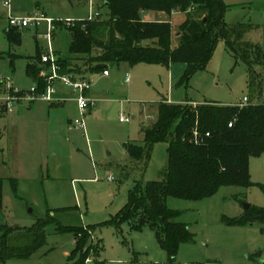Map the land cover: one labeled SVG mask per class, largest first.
Masks as SVG:
<instances>
[{
  "label": "rangeland",
  "instance_id": "374dc122",
  "mask_svg": "<svg viewBox=\"0 0 264 264\" xmlns=\"http://www.w3.org/2000/svg\"><path fill=\"white\" fill-rule=\"evenodd\" d=\"M92 1L94 10L106 18L102 0ZM221 1L226 7L224 23L228 28L241 26V40L231 50L220 39L205 68L180 86L182 64L113 65L107 68L109 76L101 77L100 71H90L94 63L85 66L90 57L68 53L69 32L63 27L54 29L51 50L70 60L73 68L91 72L86 77L93 81L91 98L95 103L85 116L84 135L68 125L69 120L80 117L73 103L50 106L37 101L29 108L26 102H17L11 112L3 111L10 89L31 88L27 66L35 64L37 54L48 53V43L43 36L46 24L41 23L37 29L21 30L20 43L11 44L2 4L7 2L11 16L17 19L36 15L53 21H85L88 0H0V226L29 229L48 215L57 221L46 227V244L30 259L0 264H73L79 256L75 236L57 232L58 225L88 230L92 251L86 264H264V223L228 224L244 218L246 204L251 206L249 215L264 210V153L249 160L252 187H221L199 201L166 200L167 209L177 214L174 221L186 226L192 236L191 243L178 246L173 263L168 262L160 243L161 228L140 225L136 218L118 219L130 193L136 190L142 195L145 184L159 180L166 165V143L154 145L145 169L130 162L124 147L142 142L141 130L156 121L160 103L235 106L244 97L249 103L256 101L248 87V67L238 56V44L264 56V0ZM144 19L169 20L170 48L179 46L178 30L185 14L170 18L151 14ZM107 33H103L104 42ZM254 71L264 81L262 61ZM261 101L264 103V87ZM120 117L130 122L120 123ZM11 179L17 183L16 193Z\"/></svg>",
  "mask_w": 264,
  "mask_h": 264
},
{
  "label": "trees",
  "instance_id": "16d2710c",
  "mask_svg": "<svg viewBox=\"0 0 264 264\" xmlns=\"http://www.w3.org/2000/svg\"><path fill=\"white\" fill-rule=\"evenodd\" d=\"M106 18L100 16L93 21H74L66 27L55 22V29L65 28L70 35L68 53L71 56L90 57L85 66L91 72H103L109 66L144 63L153 65L182 64L184 66L178 86L185 84L197 71L210 61L216 43L223 39L226 46L234 50L239 43L241 26L228 28L224 23L226 7L221 0H102ZM185 14L179 26L180 44L170 48V21L148 22L144 15ZM107 31L106 42L102 41ZM6 36L11 44H19L21 30L8 29ZM237 53V52H236ZM61 74L83 76L87 73L80 67L73 68L68 59L56 55ZM238 56L249 71L248 87L256 101L242 107L204 103L197 106L160 103L157 119L148 129L142 130L140 144L130 142L125 151L133 165L146 168L154 145L167 144L166 165L160 179L145 184L142 195L132 191L129 201L118 215L121 221L138 219L140 225L148 224L161 228L160 243L167 253L168 262L175 261L176 250L181 243H191L192 236L186 226L176 223V212L166 207L168 198L199 201L213 196L221 187L254 186L249 180V160L264 153V103L262 92L264 81L254 67L264 63L247 45L238 44ZM41 55L28 65L26 73L41 93L44 80L39 78L42 69ZM231 124V127H229ZM16 181L10 180L13 193ZM3 179H0V210ZM264 191V187H262ZM64 211V210H58ZM244 218L233 219L231 226L264 223V210ZM117 220V217H116ZM57 223L54 217L39 219L29 229H11L0 226V263L8 260H28L45 244L46 227ZM60 233H72L79 256L73 264H86L91 254V236L83 227L59 226Z\"/></svg>",
  "mask_w": 264,
  "mask_h": 264
},
{
  "label": "built area",
  "instance_id": "2783aa9c",
  "mask_svg": "<svg viewBox=\"0 0 264 264\" xmlns=\"http://www.w3.org/2000/svg\"><path fill=\"white\" fill-rule=\"evenodd\" d=\"M2 7L6 9L8 26L12 29L23 30L29 27L38 28L41 23L46 24V32L44 33V39L48 43V53L42 54L40 61L42 69L39 73V78L44 80L45 87L44 90L39 93L37 90V85L35 84L28 92H22L19 90H9V94L5 100L6 110L11 112L12 105L17 102L33 103L37 101H42L49 104L62 103L64 99L58 97V85H62L64 88L71 90L74 94V100L77 104V109L80 117L74 119L70 126L74 132H85V116L89 109L94 106V101L88 95L93 86V81L79 75H67L61 74V67L57 62V58L54 52L50 48V41L52 38V32L55 29V22L51 19L38 18L36 15L26 19H17L11 16L10 5L7 2L2 4ZM90 12L85 21L90 22L96 20L100 14L93 11L92 0H90ZM80 21V20H79ZM62 22V21H60ZM74 20L63 21L66 27L71 26ZM109 72L107 70L102 72V76L107 77ZM129 77H125V83H128ZM248 104V98H242L238 106L242 107ZM120 123H129V118L120 117ZM231 127V124H229ZM113 179V178H112Z\"/></svg>",
  "mask_w": 264,
  "mask_h": 264
},
{
  "label": "crops",
  "instance_id": "0c3cea01",
  "mask_svg": "<svg viewBox=\"0 0 264 264\" xmlns=\"http://www.w3.org/2000/svg\"><path fill=\"white\" fill-rule=\"evenodd\" d=\"M92 4H93V1H92ZM89 5H90V0H88V3H87V6H88V11L90 12V7H89ZM94 7V6H93ZM92 7V8H93ZM6 10V9H5ZM11 12V11H10ZM89 12H88V15H89ZM6 14H7V12H6ZM72 20H74V19H72ZM55 54V53H54ZM42 55V54H41ZM184 69V68H183ZM87 75V74H86ZM86 75H84V77L85 78H87L86 77ZM108 76H109V74H108ZM127 76V75H126ZM101 77H104V76H102V73H101ZM87 79H89V78H87ZM125 80V79H124ZM35 85V83H33L32 82V86H31V88L33 87ZM30 90V89H29ZM29 90H27V91H22V92H28ZM57 90H58V97L59 98H62V99H64V101L62 102V103H54V104H50V106H64L66 103H73L74 105H75V107L77 108V104H76V102H75V100H74V94H73V92L71 91V90H69V89H67V88H64L62 85H58V88H57ZM8 95H9V91H8ZM88 95L91 97V91L88 93ZM42 102V101H41ZM45 103V102H44ZM194 103V102H193ZM26 104H28V106H29V108H30V106H31V104L32 103H26ZM47 104H49V103H47ZM2 109H3V111L4 112H7V110H6V106H5V101H4V104H2ZM90 110V109H89ZM77 111H78V109H77ZM73 120H69V122H68V125H70L71 124V122H72ZM143 130V129H142ZM142 130H141V134H142ZM85 132H83V134H84ZM85 135V134H84ZM142 140H143V134H142ZM130 143V142H129ZM126 153V152H125Z\"/></svg>",
  "mask_w": 264,
  "mask_h": 264
},
{
  "label": "water",
  "instance_id": "95a60500",
  "mask_svg": "<svg viewBox=\"0 0 264 264\" xmlns=\"http://www.w3.org/2000/svg\"><path fill=\"white\" fill-rule=\"evenodd\" d=\"M249 207H250V205H248V204L244 205V213H246L248 211Z\"/></svg>",
  "mask_w": 264,
  "mask_h": 264
}]
</instances>
